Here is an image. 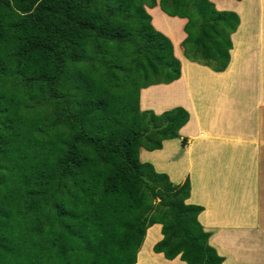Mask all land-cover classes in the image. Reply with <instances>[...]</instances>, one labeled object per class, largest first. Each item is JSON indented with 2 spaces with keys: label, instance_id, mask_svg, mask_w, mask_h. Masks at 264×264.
Returning <instances> with one entry per match:
<instances>
[{
  "label": "trees",
  "instance_id": "trees-1",
  "mask_svg": "<svg viewBox=\"0 0 264 264\" xmlns=\"http://www.w3.org/2000/svg\"><path fill=\"white\" fill-rule=\"evenodd\" d=\"M156 4L186 18V58L227 67L240 19L210 0H0V264H136L155 223L154 252L222 264L189 178L139 156L189 119L139 108L141 88L186 70Z\"/></svg>",
  "mask_w": 264,
  "mask_h": 264
},
{
  "label": "crops",
  "instance_id": "crops-1",
  "mask_svg": "<svg viewBox=\"0 0 264 264\" xmlns=\"http://www.w3.org/2000/svg\"><path fill=\"white\" fill-rule=\"evenodd\" d=\"M210 1L217 10L234 11L240 19L231 34L228 65L219 72L185 57L182 41L186 37L183 29L186 18L170 16L158 4L146 10L148 13L159 10L168 18L183 20L180 54L176 53L174 39L163 29L157 30L173 43L182 71L184 61H188L192 79L197 74L199 77L213 73L217 77L210 75V79L217 82L194 80L184 91L183 104L166 109L160 104L143 107L146 91L153 89L155 94L159 86L169 84L150 85L141 88L140 105L143 110L160 107V110H155L160 113L176 106L188 111L189 119L180 128L179 137L166 139L160 149L152 150L159 154L156 160L180 169L177 178L166 170L173 183H182L186 177L189 178L190 195L186 201L203 207L198 220L210 232L208 242L223 257L222 264H264V0L247 3L244 0H226L221 6L217 5V0ZM181 82L177 81L179 87ZM196 84L201 88L197 89ZM176 94L178 97H173L179 99L181 92ZM183 138L186 139L185 146L181 145ZM167 148L169 150L164 153ZM142 150L145 149L140 148L139 156L144 161ZM152 226L158 228L159 237L151 244L150 253L160 257H150V264H186L179 255L166 259L163 253L153 251V245L162 238V234L161 224Z\"/></svg>",
  "mask_w": 264,
  "mask_h": 264
},
{
  "label": "rangeland",
  "instance_id": "rangeland-1",
  "mask_svg": "<svg viewBox=\"0 0 264 264\" xmlns=\"http://www.w3.org/2000/svg\"><path fill=\"white\" fill-rule=\"evenodd\" d=\"M156 1L158 2V0H156ZM222 1H223V3L221 2V0H217L216 1L217 5L221 6V4H225L224 1H226V0H222ZM249 1H251V0H244V2H246V3ZM149 13L152 16L151 22L154 25V27L156 29H163V31H165L168 34V36H170L174 39V42L176 44V53L180 54L179 42L184 35L181 31L183 20H178V18H176V17L168 18L167 16H165L161 12H159V10H152V13L150 11H149ZM154 18H155V24L156 25L153 22ZM190 64H191L190 62L184 61V66H185L186 70H185V72H183L182 78L180 76V78H181L180 80L176 79V80H174L175 82L174 81L170 82L172 84L166 83L169 85L159 86L157 88L158 91L155 90V92H156L155 94L152 93V91L154 92L153 89L146 91L143 95V100H142L143 107H152L153 104H155V105L160 104L162 106L165 105L164 109H166V108L171 107L172 105H175V104H179V103L183 104V102H184V91L186 88H190V87H188V85L191 82H193L194 80L199 81V82H204V83L217 82V81H215V79L214 80L210 79V75L217 77L216 76L217 74H213L211 72H210L211 74H209V75L205 74V75H200L199 77H197L198 76V74H197L196 78L192 79V68H191ZM187 71H188V74H187ZM181 75H182V72H181ZM177 81H182L180 87L178 86ZM160 84L161 83L156 84V85H160ZM195 86L197 87V89L201 88L197 84ZM169 87H172V88H169ZM179 91L181 92V97L179 99H175L173 96L175 95L176 97H178V94H176V93ZM166 92H168L167 95L164 94ZM174 92H175V94H174ZM139 108L141 111H143L142 106L140 105V94H139ZM159 108L160 107H155V109H153V108H149V109L153 110L157 114H160V112L155 111L156 109H159ZM149 109H144V110H149ZM193 114H194V111H193ZM182 132H183V130H182ZM168 150H169V148H167V150H164V153L167 152ZM142 151H143L142 152L143 157H141V158H143L144 161L151 162L158 171L167 172L166 170H169L172 177L177 178L179 176V173H177V172L180 169L169 167L168 164L164 163L165 161L164 162H161V160L157 161L159 158V154L156 155L153 151H146V150H142ZM158 237H159L158 236V228L156 226L150 227L148 229L147 236L145 237V242L143 243V246L139 252L138 261L140 263L138 262V264H150V261H151L150 257H153V258H155V257L159 258L160 257L158 254L154 255V254L150 253V246L154 241H156L158 239ZM144 259H146V260H144Z\"/></svg>",
  "mask_w": 264,
  "mask_h": 264
}]
</instances>
